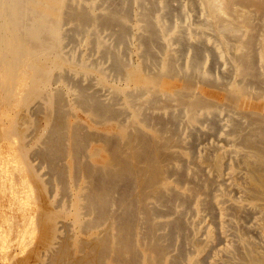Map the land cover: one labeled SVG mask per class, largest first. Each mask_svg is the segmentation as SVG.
Instances as JSON below:
<instances>
[{"label": "bare ground", "instance_id": "bare-ground-1", "mask_svg": "<svg viewBox=\"0 0 264 264\" xmlns=\"http://www.w3.org/2000/svg\"><path fill=\"white\" fill-rule=\"evenodd\" d=\"M41 49L87 74L66 72L75 90L56 87L45 128L31 108L42 167L23 162L48 187L46 233L18 264H264V0H0V87H40ZM27 115L8 127L22 147ZM21 225L7 264L27 247Z\"/></svg>", "mask_w": 264, "mask_h": 264}, {"label": "rangeland", "instance_id": "rangeland-1", "mask_svg": "<svg viewBox=\"0 0 264 264\" xmlns=\"http://www.w3.org/2000/svg\"><path fill=\"white\" fill-rule=\"evenodd\" d=\"M176 14V11L173 12V15ZM173 18V17H172ZM72 41V43H71ZM69 42V45L67 47V49L70 47L69 50L70 53L71 52H82L84 50V53H85V56L88 54L89 52V48H90V44H83V43H79V46L78 47V43L76 42L75 43V40H71ZM77 47V49H75ZM84 47V49L82 48ZM44 52H47V53H44ZM129 52L134 56L135 54V50L133 47L130 48ZM87 53V54H86ZM49 54V55H48ZM37 55L38 58H40L42 61V63H44V66H43V75H42V78L40 81H42V85L39 86V83L41 84V82H38V80L36 78H32L31 80V83L27 82L28 84H26V82L23 84L24 86L22 87V84H19V83H16L15 84L17 85H3L2 88L0 87V100H1V103L0 104V254H4V255H7L8 254H11L12 252V247H9L8 248V253L4 252L3 250L5 249V245L7 246L8 244L12 243L13 242V237H14V231L16 229V227L18 225H26V227L29 229V235L26 239V243H27V247L24 249V251L16 256H14L13 260L11 261V264H18V263H21L22 261H20V259H26L25 261H27L28 259L32 258L35 253H36V250H38V247H40L39 244H42L43 242H41L43 240V237L45 236V233H46V230H44L45 228L44 227H41V224L38 223V220L37 219V208L36 207L37 205H44L46 203V198L48 196V187L47 185H44L43 187H40V185L38 184H35V183H32V185L34 186H31V183H30V179L28 180V175L26 174L25 172V167L24 166V162H26V164H30L31 168H33V170H37L39 171L42 167V165L39 163V161L37 159H33L31 157V152L33 150V148L35 147L36 144H39V141H41L43 138H42V133L40 131V129L38 131L37 130V122L34 118L33 115H31V111L32 109L37 106L39 104L42 105V110H41V127L45 128L46 127V122H47V119H49V117H46V116H49L51 113H52V109H53V100H54V96H53V92L55 91V89L57 88H61L62 87V90L63 91H67V90H70L71 88V91H74L75 90V87L72 86L70 83L68 84V82L66 80L63 79V77L66 75V72L69 71V74L70 75H73L74 77H76L77 79L79 78H82L83 76H85V74H87L86 72L84 73L83 70H78V73L75 75V73L72 71V70H69L67 69L68 66H69V62L67 61V57H65V59L63 58H60L58 56H52L51 53L48 52V50H44V49H41V51L39 50L38 52H36V54H34L33 56ZM45 55V56H44ZM69 56V54L67 55ZM46 59H45V58ZM58 57V58H57ZM54 58V59H53ZM56 58H57V61H56ZM34 59H37V58H34ZM59 59V60H58ZM47 62H51L50 64H48ZM48 64V65H47ZM63 67L60 69V67ZM59 67V68H57ZM66 67V68H65ZM45 68H47V70H45ZM52 68H54L52 70ZM58 69V70H56ZM60 70V71H59ZM52 71V72H51ZM51 74V75H50ZM56 74V76H54ZM96 74V73H95ZM137 74V73H136ZM61 75V76H60ZM50 78V81L49 79ZM84 78V77H83ZM88 79H93L92 82L95 83L96 85V81L94 79V76L92 77H87ZM142 79L143 77L142 76H139V75H136L133 74L130 76V80L133 81V82H136L138 84H140L142 82ZM53 80V81H52ZM57 80H59L57 82ZM44 81H45V84H48L49 85V89H48V85H45L44 84ZM87 81V79H86ZM85 81V82H86ZM113 81V80H111ZM35 82V84H34ZM38 82V84H37ZM56 83V84H55ZM54 84V85H53ZM20 85V86H19ZM38 85V86H37ZM57 85V86H56ZM60 85V86H59ZM37 86V88L35 87ZM47 86V87H46ZM98 86V85H96ZM4 87H6L7 89L4 90ZM9 87V88H8ZM19 87V88H18ZM43 87V89L41 88ZM57 87V88H56ZM16 88V89H15ZM18 88V89H17ZM22 88V91H20ZM28 88V89H27ZM98 88H101L102 87H98ZM20 89V90H19ZM29 91L27 92L26 91ZM36 89V90H35ZM50 91H48V90ZM4 90V91H3ZM10 90V91H9ZM15 92H13V91ZM33 90V91H32ZM45 90V91H44ZM37 91V93H36ZM4 92V93H3ZM19 92V93H18ZM26 92V93H24ZM39 92V93H38ZM12 95H11V94ZM18 93V94H17ZM34 93V94H33ZM45 93H46V96H45ZM4 94V95H3ZM36 94V95H35ZM17 95V96H15ZM31 95H35V97H31ZM4 98H3V97ZM25 96V97H24ZM41 98H40V97ZM12 97V98H11ZM22 97V98H21ZM24 97V99H23ZM31 97V98H30ZM45 97V98H44ZM3 98V99H2ZM9 98L11 100H9ZM31 100H30V99ZM40 98V99H38ZM44 98V99H43ZM16 99V100H15ZM42 99V101H41ZM52 99V100H51ZM29 100V101H28ZM6 101L8 103H6ZM38 101V102H37ZM39 101L42 103H39ZM46 101V102H45ZM52 101V102H51ZM67 105H65L64 109L67 111V113L70 115V113H74L71 114V117H76L78 119H81L82 121L86 122V123H92L90 122V117L92 116L89 112H87L86 110L83 109H80L81 107L76 104L72 99L68 98L67 100ZM71 101V102H69ZM22 102V103H21ZM28 102V103H27ZM69 102V103H68ZM35 103V104H34ZM38 103V104H37ZM47 103V104H46ZM72 103V104H71ZM6 104V105H5ZM19 104V105H18ZM26 104V105H25ZM76 104V105H75ZM18 105V106H17ZM33 105V106H32ZM45 105V106H44ZM72 105V106H71ZM74 105V106H73ZM11 106V107H10ZM15 106V108H14ZM17 106V107H16ZM21 106V107H20ZM78 106V107H76ZM4 107V108H3ZM6 107V108H5ZM21 108V109H18V108ZM22 107H23V110L24 112H26L27 115V121L24 123V125L22 124V127H24V133H20L21 137H22V134H26L31 132V143L26 146V147H22V145L20 144V141L21 139H17L19 141V143H17L15 145V136L17 134H12L10 133L8 130H10L8 127H10V124L11 123H14L15 122V119L17 117V115H19L20 113L23 112L22 110ZM41 107V106H40ZM12 108V109H11ZM26 108V110H25ZM32 108V109H31ZM46 109V110H45ZM4 112H3V111ZM10 112H8V111ZM12 110V111H11ZM18 110V111H17ZM21 112H20V111ZM72 110V111H71ZM83 112H81V111ZM43 111H45L44 113H42ZM9 114H8V113ZM18 112V113H17ZM49 112V113H47ZM86 112V113H85ZM3 114V115H2ZM7 114V115H6ZM46 114V115H45ZM12 115V116H11ZM30 116H33V117H30ZM12 117V119L10 118ZM30 117V118H28ZM44 117V118H42ZM86 117H88L89 119H87ZM8 118V120H7ZM30 119V120H29ZM10 120V121H9ZM9 121V122H8ZM14 121V122H12ZM31 121V122H29ZM51 121V120H50ZM35 122V124H34ZM30 123V124H29ZM28 127V128H27ZM5 128V129H4ZM42 128V129H43ZM26 129V130H25ZM33 129V130H32ZM8 131V132H7ZM36 133H35V132ZM40 131V132H39ZM5 133H6V136H5ZM10 133V134H9ZM35 133V134H33ZM19 135V137H20ZM34 135V136H33ZM7 136L13 138H7ZM29 137V138H30ZM33 138V139H32ZM36 138V139H35ZM39 140V141H38ZM11 141V142H10ZM14 144V145H13ZM35 144V145H34ZM9 145V147L7 148V146ZM17 146V147H15ZM5 147V148H4ZM5 149V150H4ZM7 149V150H6ZM16 151H15V150ZM3 150V151H2ZM9 150V151H8ZM13 150V151H12ZM2 151V152H1ZM8 157L7 156H4L6 155L8 152ZM15 151V152H14ZM2 153V154H1ZM6 153V154H5ZM14 153V155L12 154ZM21 153V154H20ZM4 154V155H3ZM12 156H11V155ZM10 155V156H9ZM17 155V156H16ZM20 155V156H19ZM2 156V157H1ZM20 157V162H19V157ZM6 157H7V161H6ZM17 157V158H16ZM23 157V158H22ZM18 159V160H17ZM22 159V160H21ZM27 159V161H26ZM35 162H34V161ZM16 162V163H15ZM7 163V164H6ZM19 163V164H18ZM22 163V164H21ZM33 163V164H32ZM14 164V165H13ZM20 165H23L22 167ZM17 166V167H16ZM21 167V168H20ZM11 169V171H10ZM21 171L22 173L18 172L17 171ZM23 169V171H22ZM16 170V171H14ZM16 172V173H15ZM17 174H21L20 176H17ZM25 174V176H24ZM5 175V176H4ZM15 175V177H14ZM10 177V178H9ZM23 178V179H22ZM15 180V181H14ZM25 182V184H24ZM29 182V183H28ZM23 184V185H22ZM23 186V187H21ZM26 186V188H25ZM35 188V189H34ZM21 189H25V190H22L21 192ZM29 189V190H28ZM38 189V190H37ZM18 190V191H17ZM37 191V192H36ZM19 192V193H18ZM39 192V193H38ZM43 192V193H42ZM15 193H16V196H15ZM38 193V194H37ZM14 194V195H13ZM41 194H44L43 197ZM36 195V196H35ZM40 196V198H39ZM8 198V199H7ZM10 198V199H9ZM36 198V199H35ZM39 198V199H38ZM43 198V199H42ZM9 200V201H8ZM38 200V201H37ZM36 201V202H35ZM12 202V203H11ZM33 202V203H32ZM41 202V203H40ZM44 202V203H43ZM39 203V204H38ZM43 203V204H42ZM12 204V205H10ZM13 209V210H12ZM36 212V213H35ZM36 215V216H35ZM15 217V218H14ZM36 217V219H35ZM32 220V222H31ZM21 221V222H20ZM36 221V222H35ZM38 224V227H36V225ZM36 224V225H35ZM21 225V226H22ZM29 226V227H28ZM41 227V228H39ZM39 229H40V232H39ZM44 231V233H43ZM41 233V234H40ZM44 235H43V234ZM38 235V236H37ZM38 238H42L41 240L38 239ZM38 240L40 242H38ZM45 240V238H44ZM43 240V241H44ZM5 244V245H4ZM36 244V245H35ZM38 244V245H37ZM35 249V250H34ZM32 252L31 255H29L30 252ZM10 252V253H9ZM6 253V254H5ZM28 254V255H27ZM27 255V256H26ZM7 256H5L4 260L3 258H0V264H7ZM26 256V257H25ZM19 259H18V258ZM23 257V258H22ZM18 259V260H17ZM6 260V262H5ZM16 260L18 262H16ZM4 261V262H3ZM10 264V262H8Z\"/></svg>", "mask_w": 264, "mask_h": 264}]
</instances>
